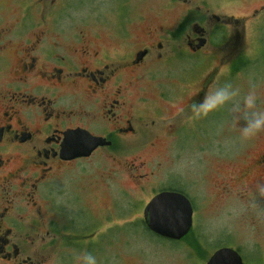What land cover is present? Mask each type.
Segmentation results:
<instances>
[{"label":"rangeland","instance_id":"rangeland-1","mask_svg":"<svg viewBox=\"0 0 264 264\" xmlns=\"http://www.w3.org/2000/svg\"><path fill=\"white\" fill-rule=\"evenodd\" d=\"M6 2L0 0V6ZM18 3L14 1L15 6ZM64 7L56 28L92 29L102 49L130 52L163 41L167 32L176 34H168L164 42L174 59L151 66L148 77L133 88L151 101V106L139 108L145 116L143 128H148L139 140L89 157V166L83 167V173L89 169L87 196L72 176L71 182L63 176L47 190L50 201L43 212L58 217L51 250L65 251L58 264H73L72 254L81 250L96 255L99 264H205L218 248L237 251L244 264H264V197L246 186L254 171L250 166L260 160L264 133L242 141L226 124V109L201 119L193 129L192 114L183 109L189 99H197L191 92L216 83H232L241 95L255 87L264 107V0H68ZM19 12L16 8L12 17L17 20ZM212 15L228 23L225 40L223 25L214 23ZM183 17L186 22L179 31ZM194 23L216 29V33L205 29L211 32L207 41L216 48L206 44L202 53L206 63L200 71L195 61L178 55L184 44L181 32ZM118 29L129 33V44L127 38L111 33ZM219 68L216 77L214 70ZM167 79H172L170 86ZM159 90L169 95L161 100ZM169 123L183 127L175 142L178 134H170ZM156 132L159 136L152 139ZM257 169L264 172V163ZM184 181L193 209L191 240L203 259L184 242L160 239L141 229L142 209L157 188Z\"/></svg>","mask_w":264,"mask_h":264},{"label":"flooded vegetation","instance_id":"flooded-vegetation-1","mask_svg":"<svg viewBox=\"0 0 264 264\" xmlns=\"http://www.w3.org/2000/svg\"><path fill=\"white\" fill-rule=\"evenodd\" d=\"M14 1L0 6V264H58L65 251L51 250L55 239L52 227L58 225V217L52 219L43 212L50 201L47 190L63 176L71 182L72 176L87 196L89 188L84 183L89 181V169L83 173V167L89 166V157L103 150L116 151L124 142L139 140L141 132L148 129L143 128L145 116L139 108L151 106V101L133 88L148 77L151 66L174 59L164 42L168 34L176 32H167L163 41L121 53L100 48L92 29L56 28L55 21L68 0H19L17 6ZM16 8L20 11L17 20L12 17ZM216 17L211 16L225 32L228 23ZM185 22L183 17L176 29L180 31ZM194 24L181 32L184 44L178 55L195 61L200 71L206 63L203 49L206 44L212 47L207 39L216 29L208 23V27L198 24L203 29L198 33ZM111 33L127 38L129 44L124 29ZM227 35L225 32L224 40ZM200 36L206 41L198 47ZM143 50L145 54L137 60V53ZM220 68L214 70V76ZM167 82L170 86L172 79ZM208 84L209 80L205 87ZM168 91L159 90L158 98L164 100ZM205 91H195L192 98L201 99ZM191 101L184 105L186 115L191 112ZM199 121L189 125L195 129ZM166 126L171 135L172 131L178 134L177 141L183 127ZM71 132L104 138L109 146H98L90 156L68 158L63 145ZM152 134V139L159 136ZM259 159L250 166L254 170L264 163V147ZM185 187L186 181L167 183L148 201L165 190L181 193L190 201Z\"/></svg>","mask_w":264,"mask_h":264},{"label":"water","instance_id":"water-1","mask_svg":"<svg viewBox=\"0 0 264 264\" xmlns=\"http://www.w3.org/2000/svg\"><path fill=\"white\" fill-rule=\"evenodd\" d=\"M194 29H197L198 33L203 31L199 25H195ZM204 42L205 40L200 38L197 46H202ZM144 54V50L138 52L137 60L141 59ZM66 138L63 148L64 153H68V158L90 156L98 146H109V142H106L104 138L94 137L86 132H71ZM192 213L191 203L183 194L165 190L155 194L144 205L142 220L146 229L154 235L167 240L179 241L191 229ZM205 264L244 263L237 251L230 248H218Z\"/></svg>","mask_w":264,"mask_h":264},{"label":"clouds","instance_id":"clouds-1","mask_svg":"<svg viewBox=\"0 0 264 264\" xmlns=\"http://www.w3.org/2000/svg\"><path fill=\"white\" fill-rule=\"evenodd\" d=\"M195 95L196 92L190 93V96ZM259 101L260 94L255 87H250L241 95L240 88L232 83L211 86L201 99L191 101V119L201 120L226 109L228 127L235 129L242 141H248L264 133V107ZM246 186H250L255 195L264 197V172L254 170ZM72 256L73 264H99L97 256L86 250L74 252Z\"/></svg>","mask_w":264,"mask_h":264},{"label":"trees","instance_id":"trees-1","mask_svg":"<svg viewBox=\"0 0 264 264\" xmlns=\"http://www.w3.org/2000/svg\"><path fill=\"white\" fill-rule=\"evenodd\" d=\"M238 65H242V64H244V62L243 61H238V63H237ZM234 65H232V67H233ZM231 73V72H230ZM143 222V220L141 221V229H143L144 231H147V232H149V233H151L150 231H148L147 229H146V227H145V225H144V223H142ZM140 226V225H139ZM192 232H191V230L189 231V233L187 234V235H185L182 239H180V241H172V240H167V239H164V240H167V241H170V242H176V243H178V242H184V243H186L190 248H193L194 247V250H195V252L197 253V255L200 257V258H204L201 254H199V249H198V247H197V243L195 242V241H193V240H191V237H192V234H191ZM151 234H153V233H151ZM154 235V234H153ZM77 236V235H76ZM154 236H156V235H154ZM156 237H158V236H156ZM79 237H75V239H78ZM158 238H160V237H158ZM160 239H163V238H160ZM196 246V247H195ZM91 248H92V245L91 244H89V250H91ZM207 259V258H206ZM205 259V260H206ZM204 260V261H205Z\"/></svg>","mask_w":264,"mask_h":264},{"label":"bare ground","instance_id":"bare-ground-1","mask_svg":"<svg viewBox=\"0 0 264 264\" xmlns=\"http://www.w3.org/2000/svg\"><path fill=\"white\" fill-rule=\"evenodd\" d=\"M213 252H214V251H213ZM213 252H212V253H213ZM209 257H210V256H209ZM209 257H208V258H209ZM206 261H207V260H206Z\"/></svg>","mask_w":264,"mask_h":264}]
</instances>
